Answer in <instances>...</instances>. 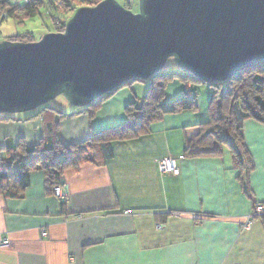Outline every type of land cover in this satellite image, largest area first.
I'll return each instance as SVG.
<instances>
[{
	"label": "crops",
	"instance_id": "0c3cea01",
	"mask_svg": "<svg viewBox=\"0 0 264 264\" xmlns=\"http://www.w3.org/2000/svg\"><path fill=\"white\" fill-rule=\"evenodd\" d=\"M184 87L177 81L173 92L180 96ZM134 89L122 88L93 115H73L80 110L72 105L56 108L65 116L57 137L81 145L125 123L126 108L140 100ZM36 114L0 121V149L45 138L46 123L32 118ZM193 114L166 116L150 133L114 142V157L104 166L67 168L59 179L65 202L47 192L42 170L31 173L22 198L0 196V264H264V222L242 228L264 205V125L244 123L255 168L240 181L227 147L219 158L185 156L187 142L199 134L196 126L208 120ZM56 120L59 114L52 113L46 121ZM181 156L178 176L160 171L161 160ZM4 238L9 246L1 245Z\"/></svg>",
	"mask_w": 264,
	"mask_h": 264
},
{
	"label": "water",
	"instance_id": "95a60500",
	"mask_svg": "<svg viewBox=\"0 0 264 264\" xmlns=\"http://www.w3.org/2000/svg\"><path fill=\"white\" fill-rule=\"evenodd\" d=\"M173 59L205 84L264 67V0H115L76 11L63 33L0 43V114L34 111L59 96L85 108Z\"/></svg>",
	"mask_w": 264,
	"mask_h": 264
},
{
	"label": "trees",
	"instance_id": "16d2710c",
	"mask_svg": "<svg viewBox=\"0 0 264 264\" xmlns=\"http://www.w3.org/2000/svg\"><path fill=\"white\" fill-rule=\"evenodd\" d=\"M99 3L89 7H95ZM43 4L44 0H27L24 5L12 3L10 0H0V25L8 19L21 22L32 19L40 13ZM56 8L63 15H67L73 9L70 0H60L56 3ZM70 19L63 21L62 18L52 16L55 33H63ZM6 40L36 42L30 33L9 37L4 41ZM176 80L186 81L182 95L173 102H166L167 85ZM188 80L196 81L181 71L180 74L156 75L145 97L126 108L128 119L125 123L92 134L81 145H66L57 137L58 124L65 116L56 108L47 107L37 111L32 118H41L46 123L47 136L37 145L29 146L24 140H20L14 148L0 149V196L22 198L30 186V175L36 170L44 172L46 190L54 195V189L62 185L59 179L67 168H78L86 163L104 166L114 157V142L129 141L146 135L151 132L153 124L162 121L166 116L195 113L198 110V94L194 87L187 83ZM135 82L139 81H131L92 105L78 108L80 112L73 115L83 112L93 115L92 109H96L119 90ZM189 85L194 96L188 94ZM210 86L214 91L210 99L208 120L196 126L199 128V134L187 142L185 156L219 158L227 147L231 151L234 169L239 172L241 181L242 173L249 175L255 168L245 143L244 123L247 120H255L264 125V67L238 73L229 81ZM52 113L59 114V120L46 121ZM14 118L13 115L0 114V121L15 120ZM245 187L247 190V186ZM66 200L67 198L62 199L64 202ZM255 219H262L264 222V215Z\"/></svg>",
	"mask_w": 264,
	"mask_h": 264
},
{
	"label": "rangeland",
	"instance_id": "374dc122",
	"mask_svg": "<svg viewBox=\"0 0 264 264\" xmlns=\"http://www.w3.org/2000/svg\"><path fill=\"white\" fill-rule=\"evenodd\" d=\"M14 2V0H12ZM60 0H45L44 4L40 8V13L32 18L28 19L26 21H17L15 19H8L6 22H3L0 25V43H2L6 38L17 36V35H23L26 33H30L34 36V39L36 41H40L44 35L48 33H55V27L52 22V16H56L57 18H62L63 21L66 19L72 18L77 10L83 8V7H89L97 2H102L105 0H70L71 5L73 9L67 14L63 15L61 12L58 11L56 8V3ZM117 1L123 8L129 9V11L133 13H137L139 11V1L140 0H115ZM19 3L24 5L23 0H18ZM128 4H131L129 6ZM86 5V6H85ZM67 21V20H66ZM180 69L176 65L175 61L173 59H170L165 68L162 71V74H173L177 73L180 74ZM177 81L186 82L184 80H176L168 83L167 90H166V102H173L176 98L179 97V95H175V92L173 90L176 87ZM153 83V78L145 81H139L132 84V86H135V94L138 95V97L144 98L147 94V90ZM187 83H190L194 89L197 91L198 94V110L193 114L197 118V120H204L208 117V110L210 105V99L213 94L214 89L209 85L201 82H197L194 80H188ZM131 85L128 86L129 88L132 87ZM173 92V93H172ZM68 105L71 106V104L63 97L59 96L55 98L54 100L48 102L46 105L41 106L37 110L29 111L25 113L20 114H14V117H23L27 115H32L36 113L37 111H40L41 109H45L47 107L50 108H59L64 109V107H68ZM77 108V107H74ZM207 116V117H206ZM226 154H230V150L226 148Z\"/></svg>",
	"mask_w": 264,
	"mask_h": 264
},
{
	"label": "built area",
	"instance_id": "2783aa9c",
	"mask_svg": "<svg viewBox=\"0 0 264 264\" xmlns=\"http://www.w3.org/2000/svg\"><path fill=\"white\" fill-rule=\"evenodd\" d=\"M188 94L190 96H194L190 85L188 87ZM178 160H184V157L181 156L178 159L165 158V159L161 160L159 163L160 171L164 174H170V175L178 176L181 172L180 168L177 165ZM54 196L60 200L67 198V193L65 191L64 185L57 186L54 189ZM261 215H264V206L263 205H257L255 211L252 214L248 215L244 219V223L242 224V228L244 230H249L252 226V223H253L255 217H258ZM79 217H82V216H79ZM42 236H44V237L47 236V233L44 230H42ZM9 244H10V242L8 239H5V238L2 239V241H1L2 246H9Z\"/></svg>",
	"mask_w": 264,
	"mask_h": 264
},
{
	"label": "snow or ice",
	"instance_id": "6c2138e0",
	"mask_svg": "<svg viewBox=\"0 0 264 264\" xmlns=\"http://www.w3.org/2000/svg\"><path fill=\"white\" fill-rule=\"evenodd\" d=\"M86 6V5H85Z\"/></svg>",
	"mask_w": 264,
	"mask_h": 264
}]
</instances>
